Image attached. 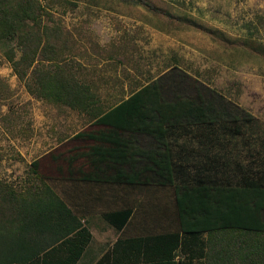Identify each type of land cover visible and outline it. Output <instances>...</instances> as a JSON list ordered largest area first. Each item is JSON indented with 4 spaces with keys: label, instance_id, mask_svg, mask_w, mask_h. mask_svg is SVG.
<instances>
[{
    "label": "rangeland",
    "instance_id": "obj_1",
    "mask_svg": "<svg viewBox=\"0 0 264 264\" xmlns=\"http://www.w3.org/2000/svg\"><path fill=\"white\" fill-rule=\"evenodd\" d=\"M143 1L149 6L126 0H59L54 4L42 0L48 14H43L40 30L46 28L49 37L55 29L54 44L67 46L64 56L72 72L89 87L95 105L103 110L155 82L164 88L168 101L175 92L182 97L198 93L209 97L213 89L223 97L217 101L225 114L222 121L229 120L231 112L225 101L237 107L238 122L250 119L242 122L241 134H218L221 144L215 148L196 140L173 143L185 176L194 178L198 169L207 173L208 160L215 157L220 163L212 167L227 175H235L232 171L238 162L253 171L259 169L249 153H260L255 156L259 163L264 159V0ZM18 49L15 41L0 43V182L20 191L39 184L38 176L71 211L84 212L86 205L87 212L96 217L134 208L130 227L144 226L141 234L161 232L163 223L174 225L177 218L170 190L155 187L141 192L80 178L77 171H92L87 161L96 159V149L108 144L92 137H73L106 130L94 125L86 113L36 98L28 88L33 84L32 68L21 80L7 59L10 50L18 59ZM119 137L134 139L144 149L151 140L141 132ZM155 145L163 149L162 143ZM143 156L138 164H145ZM107 239L108 246L113 238L108 235Z\"/></svg>",
    "mask_w": 264,
    "mask_h": 264
},
{
    "label": "trees",
    "instance_id": "obj_2",
    "mask_svg": "<svg viewBox=\"0 0 264 264\" xmlns=\"http://www.w3.org/2000/svg\"><path fill=\"white\" fill-rule=\"evenodd\" d=\"M126 1L149 6L143 0ZM43 14L48 13L42 0H0V43L16 42L19 58L15 59L10 50L7 59L21 80L32 68L33 84L28 88L36 98L86 113L94 125L107 131L97 135L81 132L73 137H92L108 144L103 150L96 149V159L87 161L92 171H77L80 178L147 192L162 188L173 194L178 221L174 232L119 240L113 245L112 258L107 254L97 264H114V253L119 249L136 257L129 260L130 264H201V259L205 264L212 244L210 236L220 229L225 235L232 236L235 230L242 233L240 238L235 232L234 238L241 240V245L233 255L225 254L226 258L264 264V159L260 163L255 160L260 153H249L253 164L260 166L255 171L238 162L234 163L238 169L232 171L235 175L221 173L220 168L212 167L220 163L215 157L208 160L207 173L198 169L190 179L173 151V143L182 139L215 148L221 144L218 134H241L242 122L250 119L238 122L237 107L225 101L231 112L227 114L229 120L222 121L225 114L217 101L223 97L213 89L209 97L200 93L182 97L175 92L168 101L164 88L155 82L106 110L97 107L89 87L78 80L64 56L67 46L54 44L55 29L49 37L46 28L40 30ZM43 62H48L47 66ZM125 132L147 134L151 139L147 149L136 146L134 139H121L119 134ZM157 142L163 144V151L156 148ZM143 154L147 160L138 164ZM32 166L37 168L38 164ZM36 178L39 184L20 191L0 182V264H25L40 254L42 264H56L58 248L63 247L68 252V264H75L91 239L88 229L43 179ZM132 212L131 207L111 211L103 219L120 231ZM243 233H249L250 242L242 239Z\"/></svg>",
    "mask_w": 264,
    "mask_h": 264
},
{
    "label": "crops",
    "instance_id": "obj_3",
    "mask_svg": "<svg viewBox=\"0 0 264 264\" xmlns=\"http://www.w3.org/2000/svg\"><path fill=\"white\" fill-rule=\"evenodd\" d=\"M141 192H144L141 190ZM75 207V204H74ZM83 208V205H80V208ZM86 211H79L78 212H73V214L81 220V223L83 224L84 227L88 229V232L91 236L90 241L87 243V245L83 248V251L81 253V256L79 259L75 262V264H97L102 257H104L107 254H110L112 258V249L114 243L117 241L121 240H127L131 238H137V237H144V236H149V235H157V234H163V233H171L175 231L176 225H172L170 222L168 223H163L164 225V230L161 232L157 233H143L141 234L142 228L144 226L135 224L132 227H130L131 221L134 216V208L132 215L130 219L128 220L127 224L119 231L113 228L111 225H109L104 219L103 215L107 212L111 211H120L123 209H126L128 207H123L115 210H110L106 211L103 213H100L99 216H93L94 214L87 212L88 207L85 205L84 206ZM100 217V219H99ZM92 219H95L97 221L95 224H93ZM101 221L104 222V224H101ZM166 228V229H165ZM235 232L237 233L236 236L240 237L239 231L235 230L232 232L231 235H225L224 230L220 229L216 233H214L212 236H210V250H209V259L208 261L205 262V264H253L252 262L247 259L246 261H237L232 258H226L225 254L228 255H233V252H235L234 249H238L239 246L241 245V240H238V238L235 237ZM131 234V235H128ZM246 235H243L242 239H245L247 242H250V235L249 233H243ZM71 235V234H70ZM69 236H66L63 239H66ZM108 235L111 236L112 242L110 245L107 246L106 243H108ZM72 237V236H71ZM206 237V235H205ZM253 237V235H252ZM241 238V237H240ZM62 240H60L61 242ZM240 244V245H239ZM246 250L248 252V244L246 246ZM58 257L56 264H68V252L65 247L63 248H58ZM41 258L42 254L40 256L28 263L25 264H42L41 263ZM136 257H134L130 253H126L125 250L119 249L116 253H114V264H130L129 260H132ZM201 264H204V259H201ZM44 264H52L49 263V261H46Z\"/></svg>",
    "mask_w": 264,
    "mask_h": 264
}]
</instances>
